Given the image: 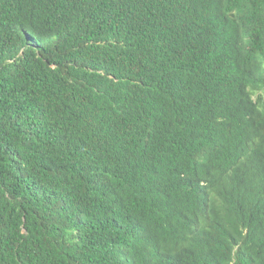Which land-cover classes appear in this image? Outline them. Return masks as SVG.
<instances>
[{
  "label": "trees",
  "instance_id": "trees-1",
  "mask_svg": "<svg viewBox=\"0 0 264 264\" xmlns=\"http://www.w3.org/2000/svg\"><path fill=\"white\" fill-rule=\"evenodd\" d=\"M0 264H264V0H0Z\"/></svg>",
  "mask_w": 264,
  "mask_h": 264
}]
</instances>
